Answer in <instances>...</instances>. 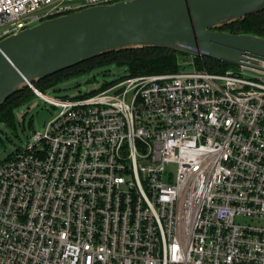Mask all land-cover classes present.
<instances>
[{
  "label": "built area",
  "instance_id": "1",
  "mask_svg": "<svg viewBox=\"0 0 264 264\" xmlns=\"http://www.w3.org/2000/svg\"><path fill=\"white\" fill-rule=\"evenodd\" d=\"M116 1L0 0V40ZM179 63L29 86L57 109L0 160V264H264V71Z\"/></svg>",
  "mask_w": 264,
  "mask_h": 264
},
{
  "label": "water",
  "instance_id": "2",
  "mask_svg": "<svg viewBox=\"0 0 264 264\" xmlns=\"http://www.w3.org/2000/svg\"><path fill=\"white\" fill-rule=\"evenodd\" d=\"M264 0H119L44 19L0 40V104L24 86L92 57L159 47L264 71V37L220 28Z\"/></svg>",
  "mask_w": 264,
  "mask_h": 264
},
{
  "label": "trees",
  "instance_id": "3",
  "mask_svg": "<svg viewBox=\"0 0 264 264\" xmlns=\"http://www.w3.org/2000/svg\"><path fill=\"white\" fill-rule=\"evenodd\" d=\"M220 29L230 33H248L264 37V11L225 24ZM187 56L191 57L180 51L159 47L129 48L113 51L58 71L35 81L33 85L44 93L48 87L54 86L63 79L66 80L81 73L91 72L95 68L111 64L124 68L128 76L176 72L182 67L179 59ZM192 58L197 69H205L208 72H224L236 67L234 64L206 56H193ZM31 91L29 86H24L0 104V124L4 123L8 126L15 124L13 110L25 99L36 96L30 95Z\"/></svg>",
  "mask_w": 264,
  "mask_h": 264
},
{
  "label": "rangeland",
  "instance_id": "4",
  "mask_svg": "<svg viewBox=\"0 0 264 264\" xmlns=\"http://www.w3.org/2000/svg\"><path fill=\"white\" fill-rule=\"evenodd\" d=\"M181 60L189 63V67L197 68L193 58L187 56L182 57ZM125 73L124 68H119L114 64L98 67L91 72L81 73L66 80L63 79L54 86L48 87L44 94L61 98L83 95L89 89H97L105 82L116 80ZM33 88L42 93L34 85ZM33 88H31L30 95H36ZM56 109V106L44 101L39 96H31L19 103L13 110L15 124L11 126L4 123L0 124V160L16 150L17 147L24 146L32 130L42 129L46 121L56 112ZM236 220L241 223L253 222L248 217H236Z\"/></svg>",
  "mask_w": 264,
  "mask_h": 264
}]
</instances>
